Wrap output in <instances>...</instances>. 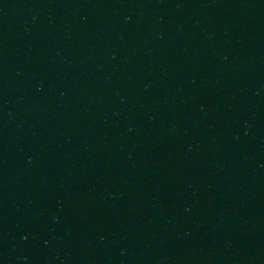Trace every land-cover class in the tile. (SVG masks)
I'll return each mask as SVG.
<instances>
[{
	"label": "water",
	"instance_id": "obj_1",
	"mask_svg": "<svg viewBox=\"0 0 264 264\" xmlns=\"http://www.w3.org/2000/svg\"><path fill=\"white\" fill-rule=\"evenodd\" d=\"M264 80V0H0V190Z\"/></svg>",
	"mask_w": 264,
	"mask_h": 264
}]
</instances>
